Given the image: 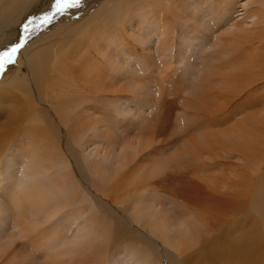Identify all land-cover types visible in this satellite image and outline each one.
<instances>
[{
	"label": "bare ground",
	"instance_id": "obj_1",
	"mask_svg": "<svg viewBox=\"0 0 264 264\" xmlns=\"http://www.w3.org/2000/svg\"><path fill=\"white\" fill-rule=\"evenodd\" d=\"M54 3L55 0H0V53L19 43L22 36L28 38L16 63L6 66L0 73V120L4 119L0 121V184L4 177L13 178L11 175L17 170L14 165H18L16 182L4 186L7 200L4 205L0 204V228L8 225V218L14 228L7 243L1 244L0 240V256L12 247L15 239H26V247L35 250L33 258L27 259L33 260L40 251L47 264L264 263L261 202L254 197L249 201L257 218H252L247 227L240 226L233 235L210 239L207 236L213 216L211 212L222 215L237 211L235 201H223L220 207L208 208L206 201H209L204 195L197 199L196 209L174 202L179 211L170 208V213L167 208L162 210L161 196L151 191H148L149 196H142L141 193L151 186L147 179L132 182V179H123L121 185L117 181L113 186L117 176L142 151L138 152L132 143L126 142L117 153L116 150L109 151L114 147L111 143L105 150H100L92 141L94 127L84 128L86 125L82 123L94 108L86 106L87 102L115 103L114 98L120 99L113 96L121 90H111L113 82L110 78L114 68L122 62L121 57L127 56L131 49L122 34L126 25L132 22L137 25L139 21L141 37L137 39L138 44L145 46L153 40L158 44L157 56H165L167 52L177 50L178 45L173 44L177 38L182 43L185 41L188 35L184 37L177 30L188 27L197 13L200 12L202 17L210 13L225 18L240 0H83L78 8L57 14L51 23L44 25L42 18L53 13ZM240 7L244 10L243 19H250L252 27L247 30L233 26L227 31L230 38L228 35L227 40L213 42L220 50L212 56L208 71L209 76L218 78L221 85L233 87L234 98L246 95L244 107L252 111L257 107L252 94L258 93L264 101V0H245ZM25 26L29 31L24 30ZM192 26L188 28L192 30ZM40 105L58 129L61 130L62 126L69 128L66 123L73 120L77 125L71 129L78 131L77 138L82 144L91 142L94 145L87 168L95 178L93 185L99 196L96 192H89L70 158L63 159L64 155L60 157L50 149L45 135L50 121ZM223 115L211 117L209 126L225 125L230 119ZM35 121L44 123V126H28ZM21 126L26 129L23 133ZM234 129L230 128L231 134L220 135L233 141L231 135L237 132ZM20 132L24 136L22 140L28 144L22 140L13 143ZM85 133L87 137L82 140ZM204 136L209 137V133ZM204 136H199L198 142L193 139L204 146ZM148 144L145 141L142 149H147ZM183 152H173L170 162ZM257 180L250 179L249 185L255 184L258 190L264 185V176L260 182ZM210 183L211 186L206 185L204 191L218 188ZM127 184H130L129 195L122 194ZM109 186L111 194L107 193ZM71 227L74 232L66 236ZM197 244H200L198 250L188 255L191 258H182ZM164 246L171 252L163 249ZM18 256L13 255L12 261L24 258V254Z\"/></svg>",
	"mask_w": 264,
	"mask_h": 264
},
{
	"label": "rangeland",
	"instance_id": "obj_2",
	"mask_svg": "<svg viewBox=\"0 0 264 264\" xmlns=\"http://www.w3.org/2000/svg\"><path fill=\"white\" fill-rule=\"evenodd\" d=\"M244 1L240 0V4L236 5L225 18H218L215 14L210 13L208 16L202 17L200 12L197 13L194 20L191 19L192 21L188 23L189 26L193 25L192 30L188 28L189 26H183L182 29L177 30V33L180 31L179 33L184 34L182 35L184 37L188 35L185 41L182 43L177 38L173 42L178 45L177 48L175 47L177 50L170 51L172 54L167 52L165 56H157L155 49L158 48V44H155L153 40L145 46L138 44L137 39L141 37L139 21H137L138 26L135 22L126 25L122 34L130 43L131 49L127 56L121 57L122 62L115 67L116 70L114 68L111 77L113 81L110 78V82H113L111 90L118 88L121 90V93H114L113 96H119L120 99L114 98L115 103L108 101V103L92 104L87 102L86 106H94V108L90 110L87 120L82 118L83 125H86L84 128L94 127L93 133L90 132L93 136L92 141L96 145L98 144L100 150H105L104 148L106 146L108 148L111 143L114 144V147L109 151L116 150L114 152L117 153L118 148L126 142L132 143L138 152L142 151L128 168L117 176L113 181V186L117 181L121 185L123 179L129 181L132 179L131 182L134 179L136 181L147 179L151 181V186L146 188L147 191L144 192L146 194L141 193L142 196H149L148 191L161 196L162 210L165 211L167 208L170 213L173 208L175 211H179V208L174 206L175 203L182 204L185 208L194 209L197 199L204 195L209 201H206L208 208L210 206L220 207L224 204L223 201H235L238 205L237 211L221 213L222 215H219L218 212H211L213 216L209 222L210 231L207 236L210 239L224 234L233 235L240 226L247 227L252 218L256 219V213L251 211L252 207L249 203L252 197L262 203L261 212L264 211V185L258 190L255 184L249 185L250 179L257 180L258 178L257 181L260 182L264 176V101L258 93L252 94L251 98L255 95L253 100L257 103V107L252 111L249 110L244 107L246 95L234 98L233 87L221 85L217 82L218 78L209 76L208 71L212 56L220 50L217 44H215L216 49L213 42L218 39L227 40L228 37L230 38L227 31L233 26H241L247 30L252 27L250 19H243L244 10L240 6ZM23 73L21 72V74ZM136 82L137 84H135ZM32 99L34 101V98ZM40 106L41 111L46 113V119L50 121L45 133L50 149L55 150V153L60 157L64 155L63 159L70 158L78 170L80 180H83L89 192H96V195L99 196L93 185L95 178L89 174L87 168V161L92 160L90 156L94 145L91 142L82 144V141L77 138L78 131L71 129L77 125V122L69 121L70 123H66L69 128L62 126L60 130L44 107ZM214 115L215 117L228 116L230 120L225 125L209 126V121ZM36 116L40 118L39 115L36 114ZM0 121H4V119L2 118ZM35 122L28 126L32 127L37 124L44 126V123ZM24 125L27 126V123L25 122ZM230 128H235L234 130L237 131L231 135L233 141L220 135L225 132L226 135L231 134ZM21 129L22 133L26 130L22 126ZM72 131L75 132L72 133ZM21 132L17 135L19 138L16 137L13 143L24 139ZM205 133H209V137L204 136ZM82 135V140H85L87 133ZM201 135L206 137L204 146L202 143L201 146L200 142L197 143L198 137ZM193 138L197 139V142ZM145 141L149 142V147L142 149ZM22 143L28 144L25 140H22ZM32 146H35V143H32ZM177 150L184 151L182 156L175 157L177 161L171 158L172 162H170V156L172 157L173 152ZM5 153L7 152L5 151ZM98 159L99 157L95 160ZM14 166L18 172V165ZM154 170L158 172L152 175ZM16 171H12V179L4 177L1 180L0 204L2 205L7 200L5 187L16 182L18 176ZM210 182L217 185L219 189L213 191L215 188H212L204 191L206 185L207 187L211 186ZM127 185V189L124 187L122 194L129 195L127 190L129 191L130 184ZM110 186L107 187L109 194L112 192ZM6 224L8 225L0 228L1 244L7 243L8 235L11 232L14 233L10 218ZM73 232L74 227H71L66 236ZM62 237L64 238L63 235ZM199 245L197 244L194 250L183 255L182 258H191L188 255L194 254ZM26 246V239H15L12 247L9 250L6 249V252L1 255L2 257L0 256V264H47L40 251H37L36 258L33 260L27 259V257L33 258L35 250H30ZM163 249L171 252L165 246ZM15 254L17 256L24 254V258H18L17 262H14L12 259ZM9 260L11 263L8 262ZM258 264L264 263L261 261Z\"/></svg>",
	"mask_w": 264,
	"mask_h": 264
},
{
	"label": "snow or ice",
	"instance_id": "obj_3",
	"mask_svg": "<svg viewBox=\"0 0 264 264\" xmlns=\"http://www.w3.org/2000/svg\"><path fill=\"white\" fill-rule=\"evenodd\" d=\"M82 2L83 0H55V3L53 5V13L51 15H45L42 18V23L44 25L51 23L55 15H62L66 13L69 9L78 8ZM28 23H32V21H29ZM24 30L29 31L27 26H25ZM27 43L28 38L22 36L19 43L13 45L10 49L4 50L2 53H0V73L4 72L6 66L16 63L18 53H21L22 49L25 48Z\"/></svg>",
	"mask_w": 264,
	"mask_h": 264
}]
</instances>
